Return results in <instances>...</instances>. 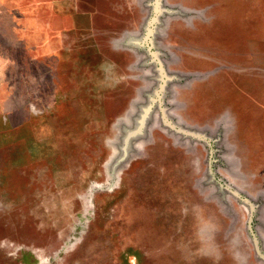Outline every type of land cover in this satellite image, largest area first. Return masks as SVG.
<instances>
[{"label":"rangeland","instance_id":"1","mask_svg":"<svg viewBox=\"0 0 264 264\" xmlns=\"http://www.w3.org/2000/svg\"><path fill=\"white\" fill-rule=\"evenodd\" d=\"M0 264H264V0H0Z\"/></svg>","mask_w":264,"mask_h":264}]
</instances>
